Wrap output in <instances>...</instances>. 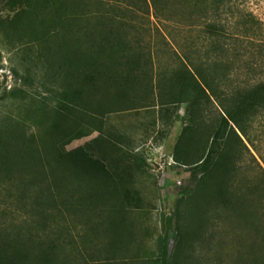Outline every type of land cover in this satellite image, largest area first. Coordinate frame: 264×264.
<instances>
[{"label":"rangeland","instance_id":"1","mask_svg":"<svg viewBox=\"0 0 264 264\" xmlns=\"http://www.w3.org/2000/svg\"><path fill=\"white\" fill-rule=\"evenodd\" d=\"M84 1L0 0V140L15 129L36 131L41 115L36 116L35 111L51 100L46 69L35 57L41 38L58 33L56 40L62 43L69 25L70 29L81 26L70 19L86 15L92 7ZM125 1L130 6L136 0ZM194 1H170L157 17L152 12L144 16L146 30L140 35L149 42L150 58L146 72L139 74L140 82L129 91L131 98L138 96V102L128 105L119 101L115 111L101 117L99 130L86 129L65 146L68 150L86 147L104 161L114 181L107 186L99 213L93 207L96 187L89 183L86 187L88 264L157 263L168 219L173 239L178 202L182 190L190 186L187 167L172 159L185 124L193 119L202 130L211 132L223 114L219 102L223 93L237 85L264 81V0ZM17 13V32L10 35L6 28ZM33 26L36 36L41 35L38 42L31 35ZM182 69L190 70L196 82L205 85L206 95L181 104L177 110L169 107L171 110L165 111L158 102L162 93L159 86L164 84L163 92L168 93V80ZM151 105L153 113L148 110ZM154 117L157 123L151 129L148 125ZM251 138L254 146L246 140L249 150L241 146L240 175H257L260 167L264 169V117L255 123ZM134 157L146 161L139 170L130 168L136 162ZM126 190L139 200L138 206L127 204ZM2 208L7 224H29L30 214L16 204ZM238 213L210 209L205 231L198 232L192 244L180 248L177 264H238L253 230L247 217ZM71 222L68 219L61 224L77 238ZM172 239L171 247L177 242Z\"/></svg>","mask_w":264,"mask_h":264},{"label":"trees","instance_id":"2","mask_svg":"<svg viewBox=\"0 0 264 264\" xmlns=\"http://www.w3.org/2000/svg\"><path fill=\"white\" fill-rule=\"evenodd\" d=\"M86 1L92 7L86 15L70 19L81 26L70 29L69 25L64 43L56 40L58 33L41 38L35 57L46 69L51 100L35 111L41 115L36 131L15 129L0 140V264H88L86 187L88 183L96 187L93 207L99 213L107 186L114 181L104 161L86 147L68 150L65 146L86 129L99 130L101 117L115 111L119 101L138 102V96L131 98L129 91L140 82L139 74L146 72L150 58L149 42L140 35L146 30L144 16L152 12L157 17L168 2L185 0H136L130 6L125 0ZM17 17L18 13L7 24L10 35L17 32ZM34 18L31 15L33 24ZM31 32L38 42L41 35L36 36L34 26ZM196 81L188 69L175 72L168 80V93L163 92L164 84L159 86V105L165 111L177 110L206 95L205 85ZM220 97L223 114L215 128L207 132L192 119L174 147L173 162L187 167L190 186L182 190L178 202L173 239L168 219L156 264H177L180 248L205 231L208 211L220 208L246 216L253 228L245 256H239L237 263L264 264V169L259 166L257 175H240L242 147L249 150L244 140L254 146L251 132L264 117V81L237 85ZM149 108L155 112L154 106ZM156 123L154 117L149 128ZM134 159L131 169L139 170L146 163ZM124 199L129 205H139L130 190ZM9 203L30 214L29 224H7L2 207ZM68 219L77 238L61 224ZM171 239L177 241L172 247Z\"/></svg>","mask_w":264,"mask_h":264}]
</instances>
